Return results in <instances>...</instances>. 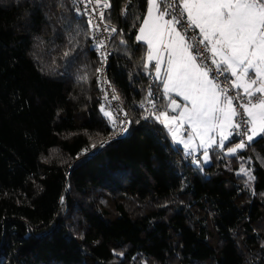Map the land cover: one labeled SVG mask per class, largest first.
<instances>
[{
    "label": "trees",
    "instance_id": "obj_1",
    "mask_svg": "<svg viewBox=\"0 0 264 264\" xmlns=\"http://www.w3.org/2000/svg\"><path fill=\"white\" fill-rule=\"evenodd\" d=\"M111 4L105 75L131 121L122 135L100 111L81 7L0 0V264H264V135L195 165L143 118L149 89L152 111L168 104L135 39L146 0Z\"/></svg>",
    "mask_w": 264,
    "mask_h": 264
},
{
    "label": "snow or ice",
    "instance_id": "obj_2",
    "mask_svg": "<svg viewBox=\"0 0 264 264\" xmlns=\"http://www.w3.org/2000/svg\"><path fill=\"white\" fill-rule=\"evenodd\" d=\"M82 2V14L89 16L87 24L90 33L94 29L92 39L101 57L102 66L96 71L103 73L110 55L106 40L117 32L105 20L104 10L112 7L111 0ZM146 5L135 39L147 45L144 67L153 68L168 104L163 110L152 111L156 103L149 89L140 105L146 113L143 118L151 116L164 125L186 155L192 156L197 147L202 149L205 162L209 148L224 149L225 142L234 135L241 139L226 149V155H235L255 137L264 135V0H146ZM76 10L80 13L79 7ZM94 15L101 23L94 22ZM101 24L109 34L107 38L99 36ZM120 42L126 43L123 39ZM231 90H235L233 95H229ZM170 93L182 97L185 103H178ZM104 99L108 100L107 92ZM112 99L119 97L113 95ZM169 110L175 114L170 115ZM100 111L120 132L131 123L120 118L128 115L123 108L114 114L110 107L101 104ZM182 130H190L189 135L185 137ZM194 163L199 166L201 160L195 159ZM239 174L246 176L248 182L255 179L243 164Z\"/></svg>",
    "mask_w": 264,
    "mask_h": 264
},
{
    "label": "built area",
    "instance_id": "obj_3",
    "mask_svg": "<svg viewBox=\"0 0 264 264\" xmlns=\"http://www.w3.org/2000/svg\"><path fill=\"white\" fill-rule=\"evenodd\" d=\"M73 1H74L78 6H80L81 9L84 11V4H83L82 0H73ZM89 7H91V5H90ZM106 10H107V9L104 10L105 13H106ZM86 16H87V19H88L89 16H88L87 14H86ZM92 18H93V20H94L95 23H101V22L99 21L98 17H96L95 15H94ZM91 33H92V35L95 34L94 29L92 30ZM108 35H109V34H108L107 32H104V31H103V24H101V32L99 33V36H100L101 38H107ZM189 35H191V33H189ZM111 39H112V36H111ZM111 39H110V40H106V43H107V50H108V52H110V55H109L108 58H107V62H106V64L103 65V73H100V78H101V85H102L103 99H104V96H105V92H107V94H108V100L106 101V100L104 99L105 106H106V107H110L111 110H113L114 114H118V113H117V110L120 108V106L118 105V102H117L115 99H112L114 93H113V90H112V87H111L110 80H109V79L106 77V75H105V69H106V67H107L108 61H109L110 57L113 55V50L111 49V46H110ZM101 66H102V65H101ZM223 79H224V77L221 76L220 80L223 81ZM105 80H106L107 82H105ZM234 91H235V90H231V91L229 92V95H233V94H234ZM234 103H236V102L234 101ZM120 118H121V119H127V120H128V117H124V116H122V115L120 116ZM239 119H240V118H238V120H239ZM128 127H129V124L126 125L127 130H128ZM127 130H126V131H127ZM126 131L120 132V131H118V129L115 128V134H116V135H122L123 133H126ZM233 138H237V139L239 138V139H241V137H239V136H235V135L233 136ZM105 144H106V142H105ZM105 144H104V145H105ZM102 147H103V146L100 145L99 148H102Z\"/></svg>",
    "mask_w": 264,
    "mask_h": 264
},
{
    "label": "rangeland",
    "instance_id": "obj_4",
    "mask_svg": "<svg viewBox=\"0 0 264 264\" xmlns=\"http://www.w3.org/2000/svg\"><path fill=\"white\" fill-rule=\"evenodd\" d=\"M138 35V34H137ZM164 55H167L166 53L164 54ZM173 94H175V93H173ZM178 98H180L179 100H178ZM178 98H174V99H176L177 100V102L178 103H181V104H183V103H185V102H183V100H182V97H178ZM170 114V113H169ZM175 113H173V114H170V115H174ZM237 119V118H236ZM185 129H188V126L186 125L185 126ZM189 132H190V130H182V133H183V135L185 136V137H187L188 135H189ZM213 135H214V133H213ZM259 136H257V137H255L254 139H256V138H258ZM233 138V137H232ZM253 139V140H254ZM217 140H219V137H217ZM230 140H231V138H230ZM229 140V141H230ZM173 141V140H172ZM229 141H226L225 142V148H224V152H225V154H226V149L228 148V147H232V146H234L236 143H239V141H237V142H234V143H232V144H229V145H227V143L229 142ZM198 143H199V141L197 140L196 141V144L198 145ZM173 144H175V145H180V144H178V143H175L174 141H173ZM180 146H182V145H180ZM183 147V146H182ZM214 148H217V147H215V146H213V147H211V148H209L208 149V153H209V159L205 162L204 160H203V150L202 149H200V148H196V151L194 152V154L192 155L193 157V161L195 160V159H200L201 160V164L203 163V164H209L210 162H211V150L212 149H214ZM219 148H217V150H218ZM184 151H185V153H186V150L184 149ZM196 165V164H195Z\"/></svg>",
    "mask_w": 264,
    "mask_h": 264
},
{
    "label": "crops",
    "instance_id": "obj_5",
    "mask_svg": "<svg viewBox=\"0 0 264 264\" xmlns=\"http://www.w3.org/2000/svg\"><path fill=\"white\" fill-rule=\"evenodd\" d=\"M165 54V53H164ZM164 58H165V60L167 59V55H164ZM153 63H155L154 61H153ZM163 74H164V69H163V66H162V69H161V76H163ZM171 94V97L174 99V98H178L175 94H173V93H170ZM180 98H178V100H179ZM169 113L170 114H173L170 110H169ZM193 157V156H192Z\"/></svg>",
    "mask_w": 264,
    "mask_h": 264
},
{
    "label": "bare ground",
    "instance_id": "obj_6",
    "mask_svg": "<svg viewBox=\"0 0 264 264\" xmlns=\"http://www.w3.org/2000/svg\"><path fill=\"white\" fill-rule=\"evenodd\" d=\"M118 102V100H116ZM118 105H119V102H118ZM120 106V105H119ZM104 146V145H103ZM100 147V146H99ZM103 148V147H102ZM102 148H99V149H102Z\"/></svg>",
    "mask_w": 264,
    "mask_h": 264
}]
</instances>
